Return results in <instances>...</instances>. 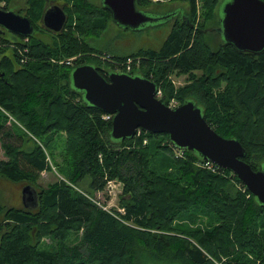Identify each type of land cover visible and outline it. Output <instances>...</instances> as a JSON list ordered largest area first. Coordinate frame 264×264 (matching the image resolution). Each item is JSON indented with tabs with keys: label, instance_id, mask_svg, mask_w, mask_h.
Listing matches in <instances>:
<instances>
[{
	"label": "trees",
	"instance_id": "trees-1",
	"mask_svg": "<svg viewBox=\"0 0 264 264\" xmlns=\"http://www.w3.org/2000/svg\"><path fill=\"white\" fill-rule=\"evenodd\" d=\"M59 1L67 4L69 24L51 40L36 25L44 0H31L28 12L42 36L10 42L0 36V153L6 157L0 178L36 187L55 168L65 179L39 189L36 210L0 203V264H264V208L236 176L205 168L191 151L177 158L166 134L142 132L114 142L112 121L71 82L72 71L84 64H94L106 78L120 72L153 80L166 105L195 101L216 133L238 140L247 152L244 161L259 171L264 52H239L223 41L211 48L204 25L196 23L199 2L188 0L189 18L176 20L159 50L110 56L92 46L113 23L103 4ZM199 1L204 14L220 3ZM150 4L137 1L139 10ZM71 58L76 60L67 65ZM181 75L186 85L176 89L169 78ZM62 134L65 148L53 158L41 139L48 144ZM112 181L121 183V193L119 208L109 211L97 198ZM71 236L73 246L64 242ZM45 237L56 241L52 250L42 249Z\"/></svg>",
	"mask_w": 264,
	"mask_h": 264
},
{
	"label": "water",
	"instance_id": "water-1",
	"mask_svg": "<svg viewBox=\"0 0 264 264\" xmlns=\"http://www.w3.org/2000/svg\"><path fill=\"white\" fill-rule=\"evenodd\" d=\"M137 1L102 0V4L115 25L131 31L155 27L175 15L153 16L142 12ZM223 4V18L217 30L222 41L239 52L263 53L264 1L230 0ZM43 20L47 29L61 32L68 16L61 8L53 7L45 12ZM0 27L25 38L35 34L32 21L13 10L0 8ZM71 82L87 104L113 115L110 137L114 142L134 138L139 130L151 135L166 134L177 149L196 153L201 160L231 172L264 208V164L259 171H254L244 161L247 152L242 144L216 133L195 101L187 100L171 109L156 98V82L120 72H112L106 78L90 64L75 68ZM38 197L35 186L23 188L22 200L26 209H38Z\"/></svg>",
	"mask_w": 264,
	"mask_h": 264
},
{
	"label": "rangeland",
	"instance_id": "rangeland-1",
	"mask_svg": "<svg viewBox=\"0 0 264 264\" xmlns=\"http://www.w3.org/2000/svg\"><path fill=\"white\" fill-rule=\"evenodd\" d=\"M17 3L15 4L19 9L26 8L27 0H14ZM11 1L9 4L15 3ZM95 4L102 3V0H88ZM150 1V0H149ZM230 0H220L217 8L213 11L204 14V10L202 9L201 2L198 0L199 10H198V19L196 23L202 24L205 27L206 40L209 43L211 48H216L220 44H222V36L217 33V30L220 28V22L223 18V9L224 2H228ZM7 4V5H9ZM4 3L0 4V8H4ZM150 10H158L162 12H167L169 9L179 8L184 11L190 10V4L188 0H151V4L148 7ZM167 14V13H166ZM173 22L164 23L157 27H146L142 28L138 31H126L123 28L118 27L117 25L111 23L109 28L105 31L98 34L95 40L92 41V46L98 50L108 52L110 56L118 54H128L132 52H136L138 50L143 49H155L159 50L162 46V43L167 38L169 33L172 31ZM41 31L45 32V29H41ZM39 31L42 36L44 32ZM50 35L54 36L51 32H48ZM51 38L48 36L47 39ZM9 54V53H8ZM76 58L74 59V61ZM139 60H137V63ZM122 62L121 64H123ZM128 63V61H127ZM136 63V65H137ZM96 67L94 64H90ZM140 66V62L138 64ZM169 80H171L173 86L176 89L183 88L186 85L187 77L184 75L181 76H170ZM163 95V92H162ZM177 100V99H176ZM41 142L44 143L52 155L53 158H57L58 154L62 153L65 148V136H55V140L52 143L46 144L45 139H41ZM54 155V156H53ZM52 157H49L51 160ZM6 159L4 153H0V160ZM48 160V158H47ZM58 160V159H57ZM59 161V160H58ZM59 171V170H58ZM58 180H65L63 176H61L55 169L49 173H43L42 177L36 186V189L40 188H48L51 184L56 183ZM23 185L14 184L6 179L0 178V203L5 207H13V208H24L25 205L22 200V188ZM121 188L119 185L112 191H108L106 194L100 193L98 194L97 200H99L100 204L98 205L105 210L112 211L114 208H119V195ZM75 236L68 237L64 240V242L73 246L77 243V240H74ZM56 241L52 237H45L41 241V247L45 250H52L55 247ZM213 260V259H212ZM145 264H156L147 261Z\"/></svg>",
	"mask_w": 264,
	"mask_h": 264
},
{
	"label": "flooded vegetation",
	"instance_id": "flooded-vegetation-1",
	"mask_svg": "<svg viewBox=\"0 0 264 264\" xmlns=\"http://www.w3.org/2000/svg\"><path fill=\"white\" fill-rule=\"evenodd\" d=\"M18 1V0H17ZM15 3H11V4H9V5H6V4H4V10H13V11H15L16 13H18V14H21V15H24V16H26V17H28V12H29V10L30 9H32V7L30 6V2H31V0H27L26 1V8L25 9H19V7H17L15 4L17 3L16 1H14ZM44 6H45V12L47 11V10H49V9H51V8H53V7H59V8H61L62 10H64L66 13H67V10H68V7H67V4H65L64 2H61V1H59V0H44ZM140 11H142V12H147V13H149V14H152L153 16H163V15H166V13L167 14H170V13H174L175 15L171 18V22H173V24L176 22V20H187V18H189V13L187 14V12L186 11H184V10H182V9H179V8H175V9H169L167 12H162V11H158V10H155V11H153V10H150L149 8H142ZM45 12H44V14H45ZM44 14H43V17H42V20H39L37 23H36V25L38 26V30H41V29H45L47 32L46 33H48V32H51V33H53V34H61L63 31H65L66 30V28H67V26H68V24H69V16H68V14H67V16H68V21H67V23L65 24V26H64V29L61 31V32H54V31H51V30H49V29H47L46 27H45V25H44V20H43V18H44ZM171 22H169V24L171 23ZM33 23V22H32ZM33 26H34V28H35V34L33 35V37H35L36 35H38L39 34V32L37 31V29H36V27H35V25L33 24ZM0 30H1V32H0V36H2V38L3 39H5L6 41H8V42H10V41H12L14 38H18V37H21V36H19V35H17V34H14V33H12V32H9L8 30H5V29H3L2 27H0ZM50 37L51 38V36L52 35H48V34H45V38L47 39V37ZM3 46H8L7 44H5V45H3ZM9 55V54H8ZM110 73H112V72H109V74ZM108 74V75H109ZM23 187L24 186H22V188L21 189H23ZM38 191H39V193H40V190L38 189Z\"/></svg>",
	"mask_w": 264,
	"mask_h": 264
},
{
	"label": "built area",
	"instance_id": "built-area-1",
	"mask_svg": "<svg viewBox=\"0 0 264 264\" xmlns=\"http://www.w3.org/2000/svg\"><path fill=\"white\" fill-rule=\"evenodd\" d=\"M70 63H71V62H68V64H70ZM131 65H132V61L129 60L128 63H127V67H126L128 72L131 70ZM162 97H163V95H162V90H161V89H158V91H157V95H156V98H158L159 100H161ZM178 105H179V101L176 100V99H172V100L170 101V103H169L168 106H169L171 109H174V108L178 107ZM112 118H113L112 115H104V116H103V119L106 120V121H111ZM140 135H141V131L138 132L137 136H140ZM147 143H148V139H145V140H144V144H147ZM174 154H175V156H176L177 158H182V157L184 156V151H182V150H178V149H174ZM48 161H50V160H49V157H48ZM204 167H205V168H208L209 170H211V171H213V172H216V171L219 170V167L216 166L215 164L211 163V162H206V163L204 164ZM116 185H119L120 188H121V183H119V182H115V181L110 182V184L108 185V188H107V192H108V191H112V190L116 187ZM107 192H106V193H107ZM120 193H121V191H120Z\"/></svg>",
	"mask_w": 264,
	"mask_h": 264
},
{
	"label": "bare ground",
	"instance_id": "bare-ground-1",
	"mask_svg": "<svg viewBox=\"0 0 264 264\" xmlns=\"http://www.w3.org/2000/svg\"><path fill=\"white\" fill-rule=\"evenodd\" d=\"M262 1V0H261Z\"/></svg>",
	"mask_w": 264,
	"mask_h": 264
}]
</instances>
